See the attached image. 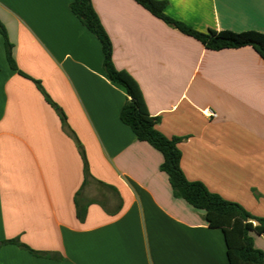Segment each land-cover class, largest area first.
Listing matches in <instances>:
<instances>
[{"label":"crops","instance_id":"crops-1","mask_svg":"<svg viewBox=\"0 0 264 264\" xmlns=\"http://www.w3.org/2000/svg\"><path fill=\"white\" fill-rule=\"evenodd\" d=\"M73 0H0V264H227L220 229L173 197L162 155L121 123ZM207 32L264 33V0H161ZM112 62L137 83L157 130L180 138L189 181L264 218V61L211 51L133 0H91ZM20 72V73H19ZM211 111L214 116H209ZM264 256V233L251 234Z\"/></svg>","mask_w":264,"mask_h":264},{"label":"trees","instance_id":"trees-1","mask_svg":"<svg viewBox=\"0 0 264 264\" xmlns=\"http://www.w3.org/2000/svg\"><path fill=\"white\" fill-rule=\"evenodd\" d=\"M133 1L166 25L195 39L207 50L219 51L250 46L264 61V33L259 31L236 33L229 30L201 32L168 17L164 12L165 1ZM69 10L80 24L98 39L103 54L105 76L112 83L121 86L127 95L119 119L138 141L148 143L162 155L160 171L167 175L173 197L183 200L194 209L203 211L208 226L221 230L227 264H264L263 253L254 247L251 236L252 233H264V218L250 214L239 204L227 201L211 193L202 183L189 181L185 177L180 166L181 152L178 148L181 139L167 138L157 130L158 119L148 114L137 83L127 72L114 67L111 41L100 23L91 0H73ZM0 35L4 43L6 61L12 70L17 71L11 53L12 45L1 22ZM3 244H16L31 254L38 255L15 240L0 242V246Z\"/></svg>","mask_w":264,"mask_h":264},{"label":"built area","instance_id":"built-area-1","mask_svg":"<svg viewBox=\"0 0 264 264\" xmlns=\"http://www.w3.org/2000/svg\"><path fill=\"white\" fill-rule=\"evenodd\" d=\"M208 115L211 117L214 116V114L211 111H208Z\"/></svg>","mask_w":264,"mask_h":264}]
</instances>
